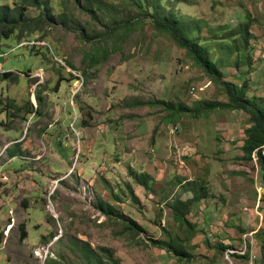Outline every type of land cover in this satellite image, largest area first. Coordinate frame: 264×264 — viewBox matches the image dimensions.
Wrapping results in <instances>:
<instances>
[{
    "label": "rangeland",
    "instance_id": "1",
    "mask_svg": "<svg viewBox=\"0 0 264 264\" xmlns=\"http://www.w3.org/2000/svg\"><path fill=\"white\" fill-rule=\"evenodd\" d=\"M62 2L41 34L0 40V264H264L249 115L211 107L225 83L264 103V0H161L220 77L133 0ZM195 198L185 225L174 206Z\"/></svg>",
    "mask_w": 264,
    "mask_h": 264
},
{
    "label": "trees",
    "instance_id": "2",
    "mask_svg": "<svg viewBox=\"0 0 264 264\" xmlns=\"http://www.w3.org/2000/svg\"><path fill=\"white\" fill-rule=\"evenodd\" d=\"M69 0H63L62 7L66 9ZM135 7H138L142 12H147L146 14L150 15L155 23L156 27L161 31L169 32L176 42L184 49H187L197 60H199L202 66H205L207 72L214 76H221V73L214 67L208 66L209 59L205 58L203 54L199 52L198 43L199 41H193L189 39V35L185 28L180 30L178 26H184L182 22L175 23L173 20L174 17H164V13L160 12L162 10L160 4L161 0L150 1L147 0H133ZM15 8L8 6H0V40H10L13 37L17 36L19 40H23L24 36H27L26 39H32L31 36L35 34H41L43 30L47 27H50L51 24L55 23V18L52 16V12L49 9L48 0H20L15 4ZM30 9H34L39 12V16L33 19H27V13ZM180 19V17H176ZM181 20V19H180ZM178 21V20H176ZM182 21V20H181ZM63 24V22H62ZM134 24L125 21L121 22L119 19L113 21L111 30L116 35L122 29L133 28ZM244 38L247 41V37L250 34L249 26L246 25L243 27ZM98 38H94L95 41ZM199 40V39H197ZM43 41V39H42ZM98 43L97 45L100 46ZM12 74H0V82L7 81ZM227 89V95L229 99L228 104L220 105H211L212 108H234L245 111L250 118V125L245 131V140L242 147L244 153V158L246 160H253V157L256 156L258 163L260 165V175L262 183L264 185V103L260 99H255L253 101L245 99L244 91L245 85L241 87L235 86L233 84L225 83ZM162 105L165 103H161ZM211 108V109H212ZM133 175V174H132ZM134 176V175H133ZM142 176H136V181L140 182L143 187H146L145 177L143 180ZM202 198H195L186 203L178 202L174 206L175 217L179 220L181 219L185 225H189L187 222V217L189 215V210L191 206L195 203H200ZM133 224V223H132ZM134 228L140 229L137 224H133ZM130 230L132 227H130ZM142 231V229L140 230ZM27 236L24 235V239ZM156 245H164L160 243ZM178 256H186L185 254H180L176 252Z\"/></svg>",
    "mask_w": 264,
    "mask_h": 264
},
{
    "label": "crops",
    "instance_id": "3",
    "mask_svg": "<svg viewBox=\"0 0 264 264\" xmlns=\"http://www.w3.org/2000/svg\"><path fill=\"white\" fill-rule=\"evenodd\" d=\"M161 142H162V140H161ZM159 146H160V145H159ZM155 149H157V147H155ZM146 152H147V148H146ZM154 152H155V151H154ZM147 153H148V152H147ZM157 153H158V151H157ZM148 154H149V153H148ZM149 157H150V156H149ZM152 157H154V156H152ZM136 158H137V157H135L134 159L136 160ZM11 159H12V160H10L11 162H13V161L16 160L15 157H12ZM150 159L153 160V161L155 160V162H157V163L159 164L158 159H157V156H156L154 159H153V158H149L148 160H150ZM135 160H134V161H135ZM155 162H154V163H155ZM145 164H146V163H145ZM155 166H156V167H159V166H157V165H155ZM155 166H154V167H155ZM5 177H7V176H5ZM143 188H144V187H143Z\"/></svg>",
    "mask_w": 264,
    "mask_h": 264
},
{
    "label": "built area",
    "instance_id": "4",
    "mask_svg": "<svg viewBox=\"0 0 264 264\" xmlns=\"http://www.w3.org/2000/svg\"><path fill=\"white\" fill-rule=\"evenodd\" d=\"M196 92V88H192V90H191V93H195ZM171 133L172 134H174V132L173 131H171ZM185 150H177V154H178V156H180V153L181 152H184ZM187 153V152H186ZM186 155H189V153L188 154H186ZM183 163V162H182ZM184 165V164H183Z\"/></svg>",
    "mask_w": 264,
    "mask_h": 264
}]
</instances>
